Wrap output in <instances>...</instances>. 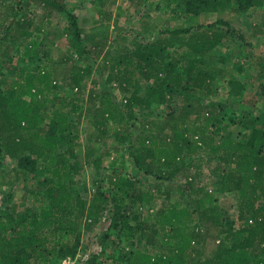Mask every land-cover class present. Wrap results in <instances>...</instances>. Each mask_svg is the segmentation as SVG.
<instances>
[{
	"label": "trees",
	"instance_id": "16d2710c",
	"mask_svg": "<svg viewBox=\"0 0 264 264\" xmlns=\"http://www.w3.org/2000/svg\"><path fill=\"white\" fill-rule=\"evenodd\" d=\"M19 1L22 6L66 18L71 54L55 61L50 70L38 67L27 71L6 64L12 69L13 80L6 90L0 89V165L6 158L19 161L17 168L6 173L12 175L11 184H21L23 192L22 196L18 191L10 194V205L0 210V264H52L55 259L76 257L83 231L100 221L110 203L114 204L111 230L116 232L112 248H120L129 237L146 235V243L161 251L152 258L146 252H125L123 248L119 256H112L113 264H264V109L262 116L252 111L260 99L264 100V84L253 91L245 82L229 76L227 94L239 101L243 111L229 121L240 130L232 136L228 124L211 131L214 123H222L218 104H203L216 91L214 64L222 61L216 51L225 41L239 39L245 46L251 44L226 20L195 24L196 18L227 7L234 13L264 8V0H165V7H174L178 19L189 27L161 30L147 44L139 38L155 33L148 22L142 30L134 31L129 41L123 34L110 37V13L105 11L100 12L97 24L81 28L64 0ZM115 1L93 3L107 7ZM4 4H0V27L8 39V31L14 30L12 46L21 38L32 39L26 53L30 60L37 59L41 51L40 36L60 37L59 31L50 28L52 23L36 21L27 13L17 20L5 18L1 12ZM74 55L86 67L78 66ZM247 57L253 58V52ZM50 59L49 52L44 60L49 63ZM91 61L97 76L108 86L117 85L126 97L123 108L115 104L109 92L100 95L97 106L91 100L93 106L86 112L79 106L78 97L85 94L93 70ZM238 65L235 63V70L242 73ZM254 65L256 71L264 73V56ZM58 66L62 67L59 73L53 68ZM58 76L65 80L63 88L76 91V95L54 97L53 91L62 89ZM92 84L95 90L99 83L93 80ZM171 103L176 106L170 108L169 118L157 132L149 120L136 130L137 108L151 112L152 107L166 108ZM149 112L142 116L149 119ZM76 113L77 118H73ZM90 114L94 115L88 123L92 137L83 151L81 127L83 117ZM202 119L208 136L197 127ZM111 124L116 129L114 139L128 145L135 167L153 178L155 187L143 190L111 164L113 174L108 184L97 181L96 192L88 202L78 188L85 183L83 164L91 165L101 176L107 154L102 152V144L110 135ZM198 153L216 161L213 171L220 179L214 184V193L197 190L200 198L194 203L196 208L171 204V192L163 183L183 173L188 190H192L200 174L191 169L199 170L200 165L191 155ZM2 177L0 173V182L5 183ZM221 193L239 197L234 220L225 216L226 207L216 196ZM164 197L163 205L154 211Z\"/></svg>",
	"mask_w": 264,
	"mask_h": 264
},
{
	"label": "rangeland",
	"instance_id": "374dc122",
	"mask_svg": "<svg viewBox=\"0 0 264 264\" xmlns=\"http://www.w3.org/2000/svg\"><path fill=\"white\" fill-rule=\"evenodd\" d=\"M68 7L73 11V13L79 19V26L81 28H90L97 24L100 19V12L105 11L110 13V20L107 21L111 25L110 37H115L117 34H123L131 41L134 37V31L142 30L145 22L150 23L155 30V33L151 36L145 35V37H140L139 41L143 44L151 43L154 41L156 35L161 32V30H173L176 28H188L189 24H185L184 20L178 19L177 11L172 7L167 9L165 0H116L115 2L109 4L107 7H102L101 2L93 3V0H64ZM1 12L4 14L5 18L10 16L15 17V20L22 17L23 14L35 18L36 21L42 19L45 24L52 23L50 27L53 31H59L58 38L54 36L45 35L40 36L41 39L39 42L42 45L41 51L37 56V59L32 61L27 57V48L29 42L32 39H23L21 38L18 42H14V47L10 45L11 36L14 34V30L10 29L8 31L9 38L6 36V33L0 27V89L6 90L7 87H10V82L13 80L12 69L6 68V64L9 67L24 68V70L30 71L33 68H41L50 70L52 65L60 60L65 59V56L71 54V49L69 47V38L66 36L67 22L66 18L56 12L51 13L47 10H42L38 7H27L22 6L23 4L19 0H0V4H3ZM157 5H160L158 9ZM1 8V7H0ZM14 14V15H13ZM3 18V17H2ZM195 24L207 25L214 23L218 20H226L230 22L231 27L234 31L242 34L247 42L251 46H245L240 43L239 39L236 41H225L223 45L216 51V54L221 58V62L214 64L215 68V78L214 88L216 91L212 97L203 101V104H210L212 101H215L218 104L217 110L219 112L218 119L222 123H214L210 127L211 131H215L221 126L230 125L228 132L232 136L236 135L240 130L238 126L231 125L229 118L235 116L240 117L243 114L242 106L239 104V101L233 98H230L227 94L228 88L225 84L229 76H233L241 81L245 82L247 87L251 90L256 91L259 88L260 84H264V73L256 71L253 67L255 61L260 59V56H264V8L261 9H252L248 13H234L228 7L225 10H221L219 13H212L208 15H202L199 18H196ZM4 20V18H3ZM3 22V21H2ZM37 37V36H36ZM12 41V40H11ZM240 43V45H238ZM241 44L243 46H241ZM50 52L51 59L49 63L45 62L44 56ZM253 52L254 57L249 58L248 53ZM73 59L78 64V66L86 67L84 61L77 62L78 58L74 55ZM92 67V73L87 79L86 82V91L81 97H78L77 103L81 106L85 112L89 106H93L91 100L94 101V104L97 106L102 100L101 94L109 92L111 94L112 100L119 108H123L126 97L119 90L117 85L108 86L105 83V79L97 76L96 65L89 62ZM235 63L239 64L238 66L243 68L242 73H238L235 70ZM255 66V65H254ZM58 73L61 72L59 69L62 67H53ZM65 68V66H64ZM63 76L57 77V83L61 90H58L54 93V97L62 98L63 96L76 95L71 93L69 88H63L65 80L62 79ZM93 80L98 81V86L94 90V85L92 84ZM91 96H93L91 98ZM253 97V96H252ZM174 103H171L168 107L164 108L163 106H155L151 108V112L145 108H137L135 110L134 116L137 118L134 121L136 130H139L141 125L144 126L147 120L154 122L153 131H156L161 128L164 123V120L169 118L168 113H170V108L175 107ZM264 109V100L260 99L258 107L254 108L256 114L262 116ZM194 111V110H193ZM192 111V112H193ZM149 112L151 116L149 119L142 116V113ZM195 112V111H194ZM73 118H77V113L71 115ZM94 117L93 114H90L87 118L83 117V124L81 127V141L84 144L83 151L91 139L90 127L88 123ZM160 123V124H159ZM205 122H198L197 127L200 129L199 132L208 136L209 129L204 128ZM110 127V135L107 137L106 141L102 144V152L107 154L104 157V165L106 166L105 170L101 171V176H98L95 168L91 165H85L84 176L85 183L82 182L79 184L78 188L82 192V195L85 196L86 200H89L94 196L96 189L98 187L97 181L102 182L106 181L108 184V177H112L113 171L111 169V164H115L116 170H122V175L132 177L143 190L151 189L155 187V180L151 177L146 176L143 171L135 167V163L130 156L128 145H120L113 137L114 132L116 131L115 126L112 124ZM135 129H132L133 131ZM167 134L170 133V129H166ZM139 132H135L138 134ZM109 153V155H108ZM193 160L198 161L200 165L199 170L191 169L192 173L200 174L197 183L194 185L192 190H188V180L185 178L183 173H180L172 182H164L163 188L171 192L170 203L177 204L179 207L185 206H194L195 201L200 198L196 193L200 188H204L206 191H212L214 193V184L220 179L219 176L213 171L216 166V161L209 158L208 154L201 153L196 155H191ZM19 165L17 159L6 158L1 161L0 173H2V181L0 182V210L5 209L10 205L8 202V196L14 194L18 191L19 195L22 196L23 188L20 187V183L11 184L12 175L7 173L11 172ZM7 172V173H6ZM116 173V172H114ZM190 181V179H189ZM98 182V183H99ZM85 184V186H84ZM108 186V185H106ZM219 198V201L226 207L225 216L230 220H234L237 215V208L239 206V197L234 194H216ZM165 197L158 201L155 204L154 211L159 209L163 203L162 201ZM13 203L17 202L16 198L13 196ZM31 203V201L29 202ZM12 204V203H11ZM169 203L166 202L165 206H168ZM195 207V206H194ZM196 208V207H195ZM114 214V204L110 203L106 206L100 221L88 231H83V234L80 238V243L77 248V255L74 258L64 257L62 259L54 260L52 264H63L64 261L72 260L73 264H113L112 256H119L121 254V249L127 251H138L140 253H148L152 258H155L160 251L159 248L151 247L146 243V235L142 237L137 235V238L129 237L126 242L121 244L120 248H112L111 242L112 239L116 237V232L111 230L112 219ZM163 231H161V235ZM106 248V249H105Z\"/></svg>",
	"mask_w": 264,
	"mask_h": 264
},
{
	"label": "built area",
	"instance_id": "2783aa9c",
	"mask_svg": "<svg viewBox=\"0 0 264 264\" xmlns=\"http://www.w3.org/2000/svg\"><path fill=\"white\" fill-rule=\"evenodd\" d=\"M63 264H73L72 260L64 261Z\"/></svg>",
	"mask_w": 264,
	"mask_h": 264
}]
</instances>
